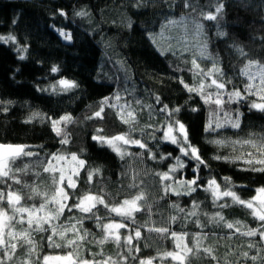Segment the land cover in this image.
<instances>
[{"label": "snow or ice", "instance_id": "snow-or-ice-1", "mask_svg": "<svg viewBox=\"0 0 264 264\" xmlns=\"http://www.w3.org/2000/svg\"><path fill=\"white\" fill-rule=\"evenodd\" d=\"M150 4L155 9L154 15L162 19L145 28L143 35L161 56L170 54L184 65L177 64L174 72L191 73V83L183 76L172 78L188 94L187 99L172 105L156 95L154 104H144L139 99L125 100L116 91L103 96L98 101V109L85 119L103 120L105 110L112 109L120 122L128 126L126 132L113 135L100 127L91 135L95 146L110 150L121 161L142 160L146 156L150 161L172 159L176 163L166 171L151 172L139 171L128 164V170L122 173L129 180L128 195L118 200L102 189L93 190L100 183L97 178L102 176L103 166L91 165L84 158L85 149L45 153L44 145L0 140V264H264V184L252 190L254 195L243 198L237 189L249 190L248 186L237 185L231 176L219 179L210 176L207 180L201 177V166L210 168V164L194 142L193 125L184 119L188 113L206 111L203 132L219 137L207 142L232 150L229 155L215 154L211 159L234 165L239 162L244 165L240 171L264 175V126L259 131L240 135L246 119L241 107L264 117V36L259 38V53L253 54L235 43L231 46L240 67L230 75L219 54L209 51L210 38L204 23L216 22L219 28L224 0H215V3L210 0L208 5H201L198 0H179V3L177 0H122V6L138 10ZM177 8L184 10L178 16ZM60 15L67 13L61 10ZM75 15L84 17L90 13L81 10ZM124 26L131 30L133 21L125 17ZM57 31L66 41L72 40L71 33ZM216 35L226 37L228 33L218 30ZM0 42L18 43L17 37L11 34L0 35ZM16 51L27 53L28 47L23 45ZM19 59L24 60L26 56L19 55ZM119 63L123 66L126 62ZM59 71L58 66L51 68L52 73ZM78 87L76 81L61 78L51 86V92L59 94ZM11 103L0 101V111L7 112V105ZM133 103L139 107H133ZM144 109H148L149 119L155 113L164 120L159 125L145 123L139 127L140 138H136L133 133L138 130ZM34 120L48 123L61 145L72 142L68 125L77 120L71 113L51 117L34 112L24 123ZM225 129L235 130L236 138L223 136ZM156 132L162 135L158 137ZM148 140L156 144L150 147ZM160 141L175 145L180 155L159 152ZM133 146L142 151H129ZM181 157L195 161L191 179L176 177L186 167ZM145 176L155 181L158 200L149 191ZM82 184L86 187H81ZM200 190L210 194L212 206L218 211L209 214L201 209L203 201L194 196ZM169 197L192 199L182 207L178 200L168 203ZM160 201L165 204L161 205ZM234 205L246 209L245 215L252 218V223L227 218L224 210ZM162 207L168 209L166 217L160 212ZM157 214L161 216L159 222L152 218ZM138 215L143 222L138 220ZM190 226L197 231H190ZM145 230L155 233L162 241H171L172 247L157 248L155 255H143V249L150 246L142 243L149 239L144 235ZM212 237L216 239L213 241ZM107 245L112 248L106 249Z\"/></svg>", "mask_w": 264, "mask_h": 264}, {"label": "trees", "instance_id": "trees-1", "mask_svg": "<svg viewBox=\"0 0 264 264\" xmlns=\"http://www.w3.org/2000/svg\"><path fill=\"white\" fill-rule=\"evenodd\" d=\"M198 2L201 5H208L210 0H198ZM212 2L215 3V0ZM224 3V14L219 28L216 22L204 21V23L210 38L209 51L219 54L222 65L231 75L240 67L236 53L231 47L234 43L253 54L261 52L259 38L264 36V0H224ZM61 10L67 15L61 16ZM81 10L89 12L90 16L75 15ZM182 11L184 10L177 8L176 15L178 16ZM141 12L144 14H139ZM154 12L155 9L151 4L146 9L138 10L122 6V0H0V35H15L18 41L17 44L0 42V101H12L7 105V112L0 111V140L34 146L44 145L45 153L57 150L79 152L85 149L84 158H87L91 165L103 166V174L97 178L100 183L93 190L102 189L118 200L128 195L126 185L129 180L122 174L128 170V164L139 171L147 169L149 172L166 171L168 166L175 164L176 161L172 159L150 161L146 156L142 160L126 158V161H121L110 150L95 146L91 135L100 127L104 128L106 134L113 135L126 132L128 126L120 122L112 109L105 110L106 115L103 120L85 119L98 109V101L103 96H110L116 91H119L125 100L134 102L139 99L144 104H154L156 95H159L164 103L172 105L183 103L187 99L188 94L182 91L181 86L172 78L183 76L191 83V73L174 72L180 61L170 54L167 57L161 56L143 35L145 28L153 26L156 21L162 19L154 15ZM125 17L133 21L131 30L124 26ZM58 29L71 33L72 40L64 41ZM218 30L227 32L228 36L218 37L216 35ZM23 45L28 47L27 53H18L16 48ZM19 55H25L26 59L20 60ZM119 61L126 63L122 66ZM54 65L59 67L58 73L51 72ZM180 66L184 67L183 64ZM61 78L74 80L79 87L69 92L53 94L51 86L57 84ZM39 89H48V91ZM154 106L159 108V105ZM133 107L139 106L133 103ZM240 110L246 116L240 135L243 136L248 131H259L264 126V117L259 113L249 112L247 107H241ZM34 112L51 117L71 113L77 120V123L68 125L72 142L66 146L61 145L59 137H56L46 122L34 120L32 123H24ZM206 117L207 112L203 110L199 113H188L184 117L186 122L193 125L194 142L201 148L204 158L210 164V168L201 166L202 171L199 175L205 180L210 176H216L218 179L231 176L237 185L248 186L249 190L237 189L239 194L243 198L251 197L254 195L252 190L264 184V175L240 171L244 165L239 162L234 165L211 159L215 154L229 155L232 150L218 148L207 142L219 137L203 132ZM163 120L162 115L155 113L149 119L148 109H144L140 115L138 130L133 136L140 138L139 127L145 123L159 125ZM234 131L225 129L222 130V135L235 139ZM155 134L158 137L162 135L161 132ZM148 143L150 147L156 144L152 140H148ZM153 150L157 149L154 147ZM158 150L164 154L171 152L174 156L180 155L175 145L164 141H160ZM129 151L136 153L142 150L133 146ZM181 159L186 167L176 173V177L191 179L195 161H189L185 157ZM144 179L149 185V191L158 200L155 181L151 176H145ZM81 187L86 186L82 184ZM120 189L124 190L118 192ZM194 196L198 201H203L201 209L209 214L219 210L212 206L209 193L200 190ZM166 199L168 203L178 200L183 207L192 198ZM160 204L164 205L165 202L160 201ZM160 212L165 217L168 215L166 207H162ZM246 212V209L234 205L225 209L224 215L229 219H246L247 222L252 223V218L246 217ZM137 218L143 222L139 215ZM152 218L159 222L161 216L157 214ZM86 223L91 226V221ZM189 230L197 231L191 226ZM216 231L219 235H223L219 229ZM144 235L149 239L142 243L150 245L143 249L142 254L145 256L155 255L157 248L172 247L171 241H162L155 233H148L145 230ZM37 238L39 239V236ZM211 239L214 241L216 237ZM223 243L221 241V245ZM108 248H112V245H107L106 249ZM45 251L51 250L45 249ZM223 251L221 246L220 253L222 254Z\"/></svg>", "mask_w": 264, "mask_h": 264}, {"label": "rangeland", "instance_id": "rangeland-1", "mask_svg": "<svg viewBox=\"0 0 264 264\" xmlns=\"http://www.w3.org/2000/svg\"><path fill=\"white\" fill-rule=\"evenodd\" d=\"M63 38V37H62ZM64 39V38H63ZM64 41H66L65 39H64ZM71 41V40H70ZM70 41H66V42H70Z\"/></svg>", "mask_w": 264, "mask_h": 264}]
</instances>
